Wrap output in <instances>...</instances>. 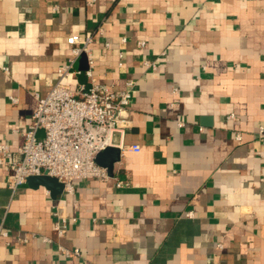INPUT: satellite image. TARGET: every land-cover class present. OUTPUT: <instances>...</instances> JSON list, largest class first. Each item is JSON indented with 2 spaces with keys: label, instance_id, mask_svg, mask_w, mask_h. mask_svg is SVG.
<instances>
[{
  "label": "crops",
  "instance_id": "crops-1",
  "mask_svg": "<svg viewBox=\"0 0 264 264\" xmlns=\"http://www.w3.org/2000/svg\"><path fill=\"white\" fill-rule=\"evenodd\" d=\"M86 32L92 77L134 81L120 158L70 191L0 164V264H264V0H0V143Z\"/></svg>",
  "mask_w": 264,
  "mask_h": 264
},
{
  "label": "built area",
  "instance_id": "built-area-1",
  "mask_svg": "<svg viewBox=\"0 0 264 264\" xmlns=\"http://www.w3.org/2000/svg\"><path fill=\"white\" fill-rule=\"evenodd\" d=\"M92 38L90 32L67 37L71 55L58 67L59 77L51 89L44 95L34 93L36 106L29 125L19 133L21 140L17 149L12 150L7 143H0V164L7 163L12 170V188L22 186L28 177L39 175L56 178L67 191L72 190L73 181L77 179L108 180L107 168L99 165L95 158L108 146H123V138L132 124L126 110L131 103L130 88L134 81L128 80L127 88L116 90L92 77L93 60L89 53ZM81 53L88 55L89 68L85 72L91 82L88 87L82 83L72 86L68 82L80 72L73 68V64ZM118 64L120 66L121 62ZM151 66L156 68L153 63ZM85 123L106 127V132L93 134ZM114 133L118 134V144L112 142ZM259 134H263L262 127ZM236 137L240 138L238 134ZM132 149L138 151L139 147L133 145ZM186 216H192L191 212ZM66 223L65 218L55 223L60 236ZM59 248L67 256L79 255L77 248Z\"/></svg>",
  "mask_w": 264,
  "mask_h": 264
},
{
  "label": "water",
  "instance_id": "water-1",
  "mask_svg": "<svg viewBox=\"0 0 264 264\" xmlns=\"http://www.w3.org/2000/svg\"><path fill=\"white\" fill-rule=\"evenodd\" d=\"M84 125L93 134H97V133L105 134L106 132V127L97 126L95 124H87V123H85ZM112 142L114 144H118L119 138L117 133L113 134ZM119 158H120V149L116 145H113V146H108L104 148L102 151H100L96 155L95 161L103 167L110 168L114 162L119 160ZM32 179H38L42 182V184L46 186L58 184L59 188L63 187L62 182L58 181L56 178L51 176H47V175L31 176L28 177L26 181H30Z\"/></svg>",
  "mask_w": 264,
  "mask_h": 264
}]
</instances>
